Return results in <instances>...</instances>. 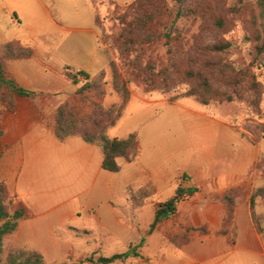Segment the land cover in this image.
<instances>
[{
	"label": "rangeland",
	"instance_id": "374dc122",
	"mask_svg": "<svg viewBox=\"0 0 264 264\" xmlns=\"http://www.w3.org/2000/svg\"><path fill=\"white\" fill-rule=\"evenodd\" d=\"M42 1L49 7L54 23L45 12ZM133 2L134 0H0L2 39H14L17 35H25L27 36L25 40H34L42 56L50 57L51 62L56 65L70 60L78 61V63L84 61L87 65L91 60L92 52L97 50L96 60L104 58L107 64L102 68L106 71L103 81L105 94L99 100L104 106H111L119 100V97L113 90L108 55L114 58L126 80H129L127 67L121 60V52L113 43L123 28L120 17L130 11ZM166 2L171 10L178 11L177 0H166ZM257 3L258 0H185L183 2L182 15L176 19L174 26L182 31L185 49L195 48L198 45H209V56L205 57L209 58V65L203 63L202 68L209 72V80L212 84L232 94L234 100L231 102L212 100L208 104H202L192 96H180L176 101L182 100V105L191 106H179L171 102L170 97L186 92L190 88L187 83H181L165 93L161 89L145 92L143 85L129 82L131 92L137 96H145L146 100L135 98L134 105L130 107L122 120L112 127V131L125 137L131 132H137L139 140H142L144 145L143 160L146 162L156 153L162 158L163 164L171 175L158 178V190L156 184L150 181L140 184L139 187L133 184L127 186L125 198L121 200L119 207L125 212L124 221L127 226L125 231L122 233L119 230L105 232V230H96L97 228L89 225L72 228L77 248L75 252L65 255L54 245L52 235L48 230V222L54 223L56 233L64 235L66 221L65 223L62 221L65 217L62 215L63 212L75 208L79 210L81 216H85L88 206L95 200L92 192L70 197L58 208L40 202L38 210H41L40 212L48 210V212L40 213L34 219L37 220L34 232L25 233H28L27 242L34 247L40 243L49 244L50 253L45 255L41 251L45 263L68 264L79 261L90 254L109 256L129 250L131 246L139 244L143 238L145 242L138 248L139 257H129L124 261L109 264H166V258L171 261L172 258L174 259L171 257L170 248L181 250L191 242L209 235H229L225 248L228 244L230 247L231 244L236 243L235 220L230 225L224 226L225 208L216 199L223 193L208 195L202 191L201 185L191 180L188 172L192 168L198 169V166L207 167L209 165V114L213 118L243 121L244 128L253 134L261 135L264 124V51L259 52L254 36L253 21L255 15L259 13ZM189 8H194L196 12L202 11L197 16L198 13L191 12ZM218 19H222L224 25L219 24ZM30 35H33V38H30ZM74 41L84 47L85 58H82V55L77 57L74 43H72ZM226 42L229 43L227 47L217 48V45H223ZM3 44L4 42L0 43V52ZM168 49L169 46L165 41L154 44L145 55L143 64L150 59L156 67L155 70L159 71L168 64L170 56ZM134 55L133 52L129 57ZM204 60L206 62L208 59ZM184 64L185 61L179 63L181 66ZM99 72L100 70H96V72L88 73L94 77ZM234 76L242 82L232 84ZM69 81L71 87L64 94L54 96V94L38 91L37 97L30 99L45 100L53 106H59L60 103L70 99L79 106H85V110L91 111L92 100L97 99V90L90 92L89 100L82 103L76 95V90L86 80L80 77L79 83ZM254 82L260 83L261 86L257 89L251 88ZM156 97L166 98L168 102L151 101ZM22 98L24 97L18 98L20 106ZM209 106L214 109L209 110ZM218 108L219 111L216 110ZM66 161L67 163H61L53 170L52 177L49 174L47 177L44 173L43 178L42 176L39 178H42L43 182L48 178L45 184L51 181L68 184L69 189L67 188L66 191L71 196L80 192L76 189H82L83 185L92 182L95 173L92 176L87 173L88 179L82 180L75 173L81 168L77 159L70 157ZM258 169L264 179V160L258 164ZM107 171L102 168V173ZM96 182L101 183V178H98ZM45 184H38V187L31 188L29 184L24 183L22 188L25 193L44 196L47 193ZM190 187H197V191L193 195L183 193L180 201L177 202L175 213L162 219L156 228L147 234L158 204L174 196L178 188ZM257 187L255 186L252 192ZM245 189L243 187L242 193L244 194L237 202L236 213L238 204L243 201L246 194ZM156 199L161 201L153 203ZM256 201V215L261 216L264 214V196H258ZM206 202L220 204L223 209V218L217 228H211L207 222L195 220V217L203 212L204 207L201 205ZM209 211L215 213L211 207ZM26 222L29 224L33 221L28 219ZM223 229L226 231L223 232ZM15 232L5 236L0 264H6L8 252L13 244H16ZM186 238L191 239L183 244ZM218 247L222 250L221 246L218 245Z\"/></svg>",
	"mask_w": 264,
	"mask_h": 264
},
{
	"label": "crops",
	"instance_id": "0c3cea01",
	"mask_svg": "<svg viewBox=\"0 0 264 264\" xmlns=\"http://www.w3.org/2000/svg\"><path fill=\"white\" fill-rule=\"evenodd\" d=\"M42 4L53 22L54 18L49 7L44 1ZM2 35L0 28V43L12 40L9 38L3 40ZM32 36L30 35V38H33ZM26 37L25 35H17L14 39H20L27 43L32 42L38 54L36 53L33 58L16 61L10 65L11 74L25 88L58 96L67 92L71 87L69 79L63 74V68L66 66L72 67L74 72L76 70L96 72V70L99 71L107 65L104 58L96 60L97 50L92 52L91 60L88 61L87 65L84 61L78 63L74 60L56 65L51 62L50 57L42 56L43 54L33 42L34 40H25ZM72 43H74L77 57L82 55V58H85L84 47L76 41ZM58 47H61L60 44ZM135 98L142 101L146 100L145 96H137L132 93V99L123 117L134 105ZM116 99L115 101H117ZM21 101V106L15 111L4 110L2 113L1 128L3 135L1 144L4 156L0 162V176L6 181L9 191L15 195L16 200L23 202L34 214L29 219L33 222L27 224L28 219H23L19 221L17 226L14 238L15 243L21 247L37 249L45 255L50 253L49 244L40 243L34 247L27 242L28 233H25L27 231L34 232L37 222L34 219L38 217V214L48 212V210L45 212L38 210L40 202L58 208L65 204L70 197L92 192L95 200L88 206L85 216H81L79 210L75 208L63 212L62 215L65 217L62 221L63 223L66 221L64 235L56 233L54 223L48 222V230L52 235L54 245L65 255L75 252L77 248L72 228L89 225L97 228L96 230H105V232L119 230L122 233L125 231L127 228L124 221L125 212L119 207L121 200L125 198L127 186L133 184L139 187L140 184L150 181L156 184L158 190V178L171 175L163 164L162 158L156 153L146 162L143 160L144 145L142 140H139V155L135 160L131 162L122 160V169L119 172L107 171L102 173L103 151L99 145L86 142L79 136L70 137L66 141H60L57 138L54 130V115L58 106H53L45 100H31L27 97L22 98ZM151 101L168 102L163 97H156ZM181 101L174 103L179 106H191L189 104L182 105ZM212 109L214 108L209 106V110ZM216 110L219 111V108ZM112 129L109 130L111 137L126 138L118 135V132L113 133ZM263 154L264 138L260 134H253L244 128L243 121L236 122L231 118H213L209 114V165L207 167L197 165L198 169L192 168L186 172L189 173L191 180L201 185L202 191L208 195L224 193L236 186L246 188V194L243 201L238 204L235 217L237 241L230 247L228 244L225 248L229 235L201 237L181 250L170 248L171 257L174 259L172 258L171 261L166 258V264H264V239L255 226L250 208L252 189L264 184L260 170L254 168L251 171V168L255 166ZM70 157L77 159L81 164V168L78 167L80 169L75 173L82 180L88 179L87 173L89 176L95 173L92 182L83 185L82 189L75 188L80 192L71 196L66 191L67 188L69 189L68 184L53 183L52 181L45 184L48 178L46 181H42L44 173L47 174V177L48 174L52 177L53 170L58 168L59 164L67 163L66 159ZM39 176L42 178L40 179ZM98 178H101V183L96 182ZM24 183L29 184L31 188L33 186L38 187V184H45L47 193L44 196L25 193L22 188ZM62 191L66 192L61 193ZM159 201L161 200L156 199L153 203ZM201 206L204 207L203 212L195 215V220L207 222L211 228L219 227L223 218L221 205L206 202ZM209 207L214 210V214L209 211ZM147 234H150L149 229ZM218 245L221 246L222 250Z\"/></svg>",
	"mask_w": 264,
	"mask_h": 264
},
{
	"label": "trees",
	"instance_id": "16d2710c",
	"mask_svg": "<svg viewBox=\"0 0 264 264\" xmlns=\"http://www.w3.org/2000/svg\"><path fill=\"white\" fill-rule=\"evenodd\" d=\"M178 11L174 12L167 5L166 0H134L130 11L121 15L120 20L123 28L113 45L119 48L121 60L128 70L129 80H126L120 71L114 58L109 56V67L112 71L113 90L119 100L111 106H104L101 99L105 90L103 81L105 80V69L100 70L96 76H91L85 70L73 71V68L66 66L63 74L74 83H79L80 77L86 82L77 90L76 95L82 103L89 100V93L97 90L95 100H92L91 111L85 110V106H79L74 101L68 99L60 103L54 115V130L60 141H66L73 136H79L89 143L97 144L103 151L102 167L110 172H119L122 169V160L131 162L139 155V138L137 132H132L126 138L111 137L109 130L116 126L123 117L132 98L129 82H137L144 86V91L161 89L165 93L181 83H187L190 88L183 94L171 96L170 101L175 102L178 97H194L202 104H208L212 100L219 102L234 100V96L225 92L212 84L209 80V72L202 66L209 65V45L197 46L185 49L184 36L182 31L174 24L176 19L182 15V4L185 0H177ZM259 13L255 15L253 26L254 36L259 48V52L264 51V0H258ZM191 12H196L194 8H189ZM202 11V10H201ZM201 11L196 12L200 15ZM219 24L224 25L222 19H218ZM165 41L169 46L168 64L159 71L155 70V65L147 60L143 64V59L152 46L158 42ZM229 45H217L223 49ZM133 57H129L131 53ZM36 48L32 42H23L20 39H12L5 42L0 52V162L4 156L1 137V116L4 110L15 111L20 105L18 98L28 97L35 99L38 91L23 87L11 74L10 65L13 62L30 59L36 56ZM204 59H208L205 60ZM185 61L183 66L179 65ZM204 63V65H203ZM255 77V76H254ZM255 81V78H254ZM242 80L233 77L232 84L241 83ZM260 83L254 82L251 88H259ZM261 137L264 138V124L262 125ZM264 160V154L259 158L255 166ZM197 187L187 189L178 188L177 193L166 201L160 202L156 208L154 219L150 225L151 233L157 224L165 217L175 213L177 202L180 201L183 193L193 195ZM242 186L233 187L221 196L216 197L225 208L223 224L230 225L236 217V205L239 198L244 194ZM264 196V185L258 186L250 197L251 214L259 233L264 239V214L256 215V198ZM33 211L23 202L15 199L8 188L6 181L0 176V254L3 252L5 236L16 231L19 221L33 217ZM226 229H223L225 232ZM191 239V238H190ZM186 238L183 244L190 241ZM145 242L143 238L138 245L131 246L129 250L117 252L109 256L90 254L85 258L70 262L68 264H109L115 261H124L129 257H139L138 247ZM6 264H48L44 261V255L40 250L24 249L13 244L8 252Z\"/></svg>",
	"mask_w": 264,
	"mask_h": 264
}]
</instances>
